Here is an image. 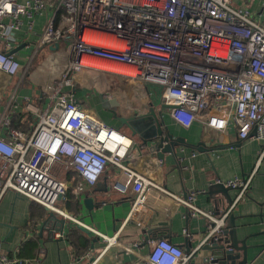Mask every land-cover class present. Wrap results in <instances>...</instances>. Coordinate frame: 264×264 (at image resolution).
I'll list each match as a JSON object with an SVG mask.
<instances>
[{
    "label": "built area",
    "instance_id": "built-area-1",
    "mask_svg": "<svg viewBox=\"0 0 264 264\" xmlns=\"http://www.w3.org/2000/svg\"><path fill=\"white\" fill-rule=\"evenodd\" d=\"M235 0H0V74L14 78L21 71L15 57L14 31L23 26L21 17L34 27V17L51 11L39 47L64 48L68 67L62 84L73 86L84 70L110 73L141 85L160 88L163 106L185 128L194 121L218 133L230 126L241 141L262 143L258 162L264 160V26L247 11L234 7ZM102 60L134 71V76L99 70L88 61ZM1 82V81H0ZM1 84V83H0ZM51 89V104L42 111L27 98L25 110L33 115L30 134L10 126L0 117V200L13 190L58 214L69 185L57 176L60 170L75 172L79 190L97 184L109 166L120 169L123 193L135 194L129 222L146 228L158 204L167 194L159 182L126 164L133 140L84 109L73 94ZM221 182H219L220 184ZM240 193L249 181L235 179L224 184ZM195 196L186 202L194 216L213 223L211 234L224 232L225 218L215 220L195 208ZM177 200V197L174 198ZM179 200V199H178ZM187 234V231H185ZM62 239V233L54 235ZM113 241L115 244L117 241ZM150 251L138 253L139 244L124 247L135 255L136 264H189L192 256L167 239L149 241ZM41 250L35 259L44 257ZM0 264H25L1 253Z\"/></svg>",
    "mask_w": 264,
    "mask_h": 264
},
{
    "label": "crops",
    "instance_id": "crops-1",
    "mask_svg": "<svg viewBox=\"0 0 264 264\" xmlns=\"http://www.w3.org/2000/svg\"><path fill=\"white\" fill-rule=\"evenodd\" d=\"M28 1L18 0L20 4ZM234 7L247 10L255 22L264 26V0H235ZM51 15V11L36 15L32 29L28 18L21 17L23 26L13 35L16 40L13 52L21 71L14 78L0 74V117L7 115L11 127L30 134L36 118L25 110L27 98L46 111L51 104V89L61 85L62 92L73 94L84 109L133 140L135 147L125 163L144 177L159 182L173 200L163 194L164 204H158L148 226L140 228L128 221L135 194L119 189L125 181L120 169L109 166L97 184L85 186L83 190L78 188L82 180L75 172L60 170L57 176L69 185V191L65 200L59 202V208L82 225L55 214L65 220V225L62 231L52 233L51 229L58 228V223L44 225L51 212L8 190L0 200L1 253L25 264H136L135 255L123 248L139 244L138 253L146 255L150 251L147 242L150 238L149 241L167 239L179 246L192 256L189 264H205L212 255L202 247L211 235L213 223L203 215L194 216V211L183 202L194 195L195 208L215 220L225 218L224 230L229 218L234 216L237 237L247 246V264H264V160L258 162L262 143L254 139L241 141L233 126L225 133L210 130L199 121H194L189 128L181 126L169 109H163L160 94L156 95L160 88L156 86L145 85L147 93L136 105L140 89L131 91L123 81H98L100 77H97L91 82L93 76L82 73L74 78L77 83L73 86L63 85L61 80L69 64L64 48L39 47ZM81 80L88 81L86 87L77 86ZM135 87L139 88V84ZM113 100L116 106L111 104ZM151 109L165 132L183 140L176 154L168 153L164 160L139 147L140 139L132 137L129 128L118 120L143 116ZM237 178L249 181V188L238 203L240 192L231 191L233 204L226 203L213 187ZM88 199L93 200L89 204L91 210L86 205ZM56 233H62L63 238L56 240ZM114 239L115 244L110 241ZM41 250L45 252L44 257L36 261Z\"/></svg>",
    "mask_w": 264,
    "mask_h": 264
},
{
    "label": "water",
    "instance_id": "water-1",
    "mask_svg": "<svg viewBox=\"0 0 264 264\" xmlns=\"http://www.w3.org/2000/svg\"><path fill=\"white\" fill-rule=\"evenodd\" d=\"M111 104L116 106L117 102L113 100L111 101ZM163 109H170V107L163 106ZM118 120L129 128L132 137L137 136L140 139L141 144L139 147L147 148L152 154L156 153L158 160H164L165 155L168 153L175 155L176 148L183 143L182 139H174L169 132H165L162 129V125L158 120L154 109H151L148 114L143 116L118 118ZM213 190H216L223 195L224 202L233 204L230 192L235 189L220 183L215 185ZM92 201L93 200L91 199L86 201L88 210H91L92 208L89 205L93 203ZM52 221L58 223V228L51 229L52 233L62 231L65 225V220H60L52 213L45 220L44 225H48ZM149 239L150 238H148V240ZM202 249L212 255V258L206 259L205 264H247V246L245 241H240L237 237V227L234 216L229 218L227 229L224 230L222 234H211L207 238Z\"/></svg>",
    "mask_w": 264,
    "mask_h": 264
},
{
    "label": "rangeland",
    "instance_id": "rangeland-1",
    "mask_svg": "<svg viewBox=\"0 0 264 264\" xmlns=\"http://www.w3.org/2000/svg\"><path fill=\"white\" fill-rule=\"evenodd\" d=\"M90 74V75H92L93 77V79H91L90 81L92 82V81H94L95 79H97V77H100V79H97L98 81H103V80H111V81H114V82H119L120 83V81H123V84L126 86V87H129V88H127V89H131V91L132 90H134V91H138L139 89H140V92L138 93V94H140L139 95V98L137 97V101L135 102V104L136 105H138L139 103H140V101H139V99L142 97V96H145V94L147 93L146 92V90L144 89L145 87H144V85H141V84H139L138 82H136V81H133L132 82V80H130V79H125L124 77H120V76H115L114 74H112V75H109L108 73H106V72H103V73H99L98 71H93V70H84L83 71V74ZM34 75V74H33ZM43 79H44V77H43ZM87 80V79H86ZM86 80H81L80 82H79V84H77V86H80V87H86L87 86V83H88V81H86ZM89 80V79H88ZM56 81L57 82H59V80L58 79H56ZM76 82V81H75ZM77 83V82H76ZM76 83H74L73 82V84H76ZM132 83H134V86H132ZM136 84H139V88H136L135 87V85ZM16 85V84H15ZM123 85V86H124ZM131 87V88H130ZM124 88V87H123ZM122 94V93H121ZM158 94H160V92L158 91V93L156 92V95L158 96Z\"/></svg>",
    "mask_w": 264,
    "mask_h": 264
},
{
    "label": "bare ground",
    "instance_id": "bare-ground-1",
    "mask_svg": "<svg viewBox=\"0 0 264 264\" xmlns=\"http://www.w3.org/2000/svg\"><path fill=\"white\" fill-rule=\"evenodd\" d=\"M87 65L99 70L120 73L127 76H134V71L131 68H128L126 66H120L112 62L102 60H91L87 62Z\"/></svg>",
    "mask_w": 264,
    "mask_h": 264
},
{
    "label": "flooded vegetation",
    "instance_id": "flooded-vegetation-1",
    "mask_svg": "<svg viewBox=\"0 0 264 264\" xmlns=\"http://www.w3.org/2000/svg\"><path fill=\"white\" fill-rule=\"evenodd\" d=\"M116 76V75H115Z\"/></svg>",
    "mask_w": 264,
    "mask_h": 264
}]
</instances>
